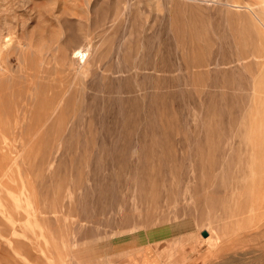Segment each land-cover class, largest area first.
<instances>
[{
	"label": "rangeland",
	"instance_id": "1",
	"mask_svg": "<svg viewBox=\"0 0 264 264\" xmlns=\"http://www.w3.org/2000/svg\"><path fill=\"white\" fill-rule=\"evenodd\" d=\"M7 39L0 264H264V0H0Z\"/></svg>",
	"mask_w": 264,
	"mask_h": 264
},
{
	"label": "bare ground",
	"instance_id": "2",
	"mask_svg": "<svg viewBox=\"0 0 264 264\" xmlns=\"http://www.w3.org/2000/svg\"><path fill=\"white\" fill-rule=\"evenodd\" d=\"M252 10V9H251ZM254 12V11H253ZM251 12V13H253ZM254 14V13H253ZM256 14V13H255ZM260 22V21H259ZM263 24V23H262ZM263 26V25H262ZM7 37V36H6ZM4 40V39H3ZM10 41L9 39L5 40L3 43L0 44V69H1V72H5V73H9L8 71V68L6 66V63L3 59V54H2V48H6V46L8 44H10ZM28 47H30L31 45L28 43ZM35 48V47H34ZM83 52V51H82ZM80 50H77V49H73L72 50V57L74 58L73 60H76L78 61L79 59H83L84 57V54L82 53ZM39 53V52H38ZM42 54H40L41 56ZM45 55V54H43ZM6 57V56H4ZM86 60V58H85ZM75 61V62H76ZM83 62H85L84 60H82ZM86 64V63H85ZM75 66V65H74ZM0 76H4V74H0ZM24 77V76H23ZM30 77V74L26 75V78H29ZM27 80V79H26ZM70 87V86H69ZM35 125V124H34ZM23 137V136H22ZM45 139V138H44ZM17 226V225H16ZM207 236V235H206ZM9 239V238H8ZM125 239V238H123ZM131 239V238H130ZM132 240V239H131ZM6 244V243H5ZM106 244V243H105ZM37 247V246H36ZM98 247V246H97ZM108 247V246H107ZM110 249L111 251L113 252V256L118 253V254H124V255H127L125 258L126 262H133L134 258H138L140 256V252L141 250L139 249H135L134 246L130 243V242H126L124 245H119V246H110ZM41 251V250H40ZM43 253V252H42ZM108 256V255H107ZM105 258V257H103ZM27 259V258H26ZM31 259V258H30ZM50 259V258H49ZM60 262V261H59ZM85 263V262H84ZM83 263V264H84ZM54 264V263H53Z\"/></svg>",
	"mask_w": 264,
	"mask_h": 264
},
{
	"label": "water",
	"instance_id": "3",
	"mask_svg": "<svg viewBox=\"0 0 264 264\" xmlns=\"http://www.w3.org/2000/svg\"><path fill=\"white\" fill-rule=\"evenodd\" d=\"M207 233L206 232H202V236L206 237Z\"/></svg>",
	"mask_w": 264,
	"mask_h": 264
}]
</instances>
